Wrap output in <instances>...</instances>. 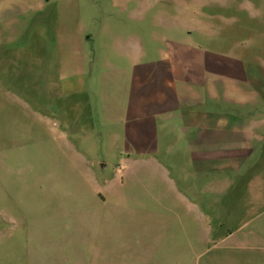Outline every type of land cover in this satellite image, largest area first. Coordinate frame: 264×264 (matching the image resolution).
<instances>
[{
    "label": "rangeland",
    "instance_id": "1",
    "mask_svg": "<svg viewBox=\"0 0 264 264\" xmlns=\"http://www.w3.org/2000/svg\"><path fill=\"white\" fill-rule=\"evenodd\" d=\"M117 36L139 65L202 63L199 104L156 125V162L136 175L111 126L94 172L54 117L67 78L100 90L105 58L128 66ZM226 118L264 123V0H0V264H264V141L195 155Z\"/></svg>",
    "mask_w": 264,
    "mask_h": 264
},
{
    "label": "crops",
    "instance_id": "2",
    "mask_svg": "<svg viewBox=\"0 0 264 264\" xmlns=\"http://www.w3.org/2000/svg\"><path fill=\"white\" fill-rule=\"evenodd\" d=\"M113 41L115 45L110 49L124 53L128 66L125 69L114 67L105 58V67H111L113 73L103 75L100 80L101 91L96 90V83L87 80L83 74L67 78L61 90L65 95L64 103L59 105L54 117L60 135L71 136L73 143L81 142L84 144L83 149L91 151L83 156L93 171L98 163L101 168L108 166L104 151L95 159L90 155L97 149V141H100L101 146L105 141L102 129L111 126L113 130L108 136L110 143L114 149L117 143H125L123 151L129 159V173L136 175L139 165L149 166L156 162L155 155L160 151L159 142L162 139L156 136V125L164 120L168 123L173 119H181L185 108L199 104L200 83L196 73L202 63L195 59L188 65L186 56L174 55L159 65H139V49L133 44L135 41L132 37L126 43L118 36ZM223 120L219 123L221 130L206 128L210 133L197 135L198 152L195 155L199 160L234 157L235 151L243 155L251 154L254 150L252 141L259 144L264 141V135L260 134L264 123L241 122L243 128L237 129L232 120ZM188 126L182 129L183 133L186 134ZM245 126L249 127L248 131ZM82 148L77 144V153L83 154ZM115 184L117 181L113 184L110 180H104L103 184L98 185V189L103 191L98 193V197L105 200L107 191L116 187Z\"/></svg>",
    "mask_w": 264,
    "mask_h": 264
}]
</instances>
